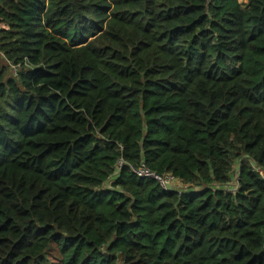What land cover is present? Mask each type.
Here are the masks:
<instances>
[{
	"label": "trees",
	"instance_id": "obj_1",
	"mask_svg": "<svg viewBox=\"0 0 264 264\" xmlns=\"http://www.w3.org/2000/svg\"><path fill=\"white\" fill-rule=\"evenodd\" d=\"M0 26V264H264V0H0Z\"/></svg>",
	"mask_w": 264,
	"mask_h": 264
},
{
	"label": "built area",
	"instance_id": "obj_2",
	"mask_svg": "<svg viewBox=\"0 0 264 264\" xmlns=\"http://www.w3.org/2000/svg\"><path fill=\"white\" fill-rule=\"evenodd\" d=\"M1 27L2 26H0V28ZM134 173H135V175H137L140 178H152V179H154L160 185V187L164 190H170L173 187H176L175 180L170 175L157 176V175L149 172V170L144 168V167L141 169L135 170ZM177 191L179 192V190H177Z\"/></svg>",
	"mask_w": 264,
	"mask_h": 264
},
{
	"label": "rangeland",
	"instance_id": "obj_3",
	"mask_svg": "<svg viewBox=\"0 0 264 264\" xmlns=\"http://www.w3.org/2000/svg\"><path fill=\"white\" fill-rule=\"evenodd\" d=\"M0 64H2V65L6 64V62H5L4 59L1 57V55H0Z\"/></svg>",
	"mask_w": 264,
	"mask_h": 264
}]
</instances>
